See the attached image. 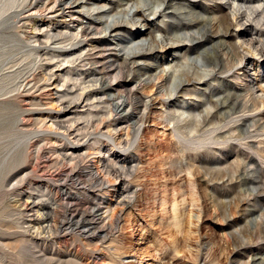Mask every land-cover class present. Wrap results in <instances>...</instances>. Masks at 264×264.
Segmentation results:
<instances>
[{"label":"rangeland","instance_id":"374dc122","mask_svg":"<svg viewBox=\"0 0 264 264\" xmlns=\"http://www.w3.org/2000/svg\"><path fill=\"white\" fill-rule=\"evenodd\" d=\"M47 1L0 0V264H264V0H161L157 17L146 14L158 0L139 6L147 37L160 30L167 42L181 41L177 54L156 50L160 61H191L193 78L212 72L178 95L177 106L192 103L201 113L190 121L159 112L167 97L145 120L130 111L90 115L106 111L91 101L70 105L63 96L73 80L57 74L79 71L66 57L76 40L58 35L69 19L47 10ZM115 55L104 52L105 66ZM139 73L119 78L122 89ZM61 106H69L62 115ZM121 195L133 202L111 219L107 209Z\"/></svg>","mask_w":264,"mask_h":264},{"label":"bare ground","instance_id":"6f19581e","mask_svg":"<svg viewBox=\"0 0 264 264\" xmlns=\"http://www.w3.org/2000/svg\"><path fill=\"white\" fill-rule=\"evenodd\" d=\"M12 1H14V0H12ZM122 1H124V0H122ZM125 1H126L125 5H122V4L120 5L119 2L118 3H110L108 0H48L47 3H45L47 10L49 9L53 13H56V16L58 13L59 17L64 18L63 20H65V21L67 20L66 18L69 19V23H63L62 26L59 27L61 31H59V32L57 31L58 35H60V34L61 35H67V34H70V32H72L71 37H73L76 40V43L74 44L75 50L73 52L66 54V57L72 58V59L71 58L68 59V62H70L71 66L74 69L79 70V71L75 73L74 77L69 75L70 74V72H69V74L68 75L66 74L67 76H64L65 78H63V79H62V77L64 74H57L59 81L63 80V83L73 80V91L75 89H76V91H74V92L72 91V94L65 93V95L63 97L70 96V98L72 99V102L70 103V105L74 104L75 106H77L80 101L81 102L83 101L86 104H89L88 102L91 101V103H90L91 106H93V107L101 106L103 108V110H106V111L105 112L100 111V113L99 112H97V113L88 112V113H90V115H93V116L94 115H96V116L97 115H101V116L105 115L109 119L113 115V113H115V115H118L119 113H127L129 111L134 112L135 113L134 115H137L138 117H142V119H144V120L148 119L147 117H150L149 115L151 113V107L153 106L154 103H156L157 99H160V97L161 98L167 97V99H163L164 102L162 104L166 103L168 105L167 106L168 108L165 111L159 110V112L161 114H167V116H171L173 119H176V120H182L185 118V119H189V121H190L191 118L200 117L201 113L198 111L197 108H195L192 105V103L186 102L182 106H177L176 103L179 102L177 98H178V95L180 93H182L183 90L185 89L186 83H190L191 80H196V81L203 80V79H205V77L212 74V72L210 71V69L209 70L203 69L201 75L199 74V76H197L198 71H197V73H195V75L198 78H196V77L193 78V76H191V77L189 76V73L191 72L189 70H195L196 66H193L191 61L187 60L184 63H176V61H174L175 59H172L171 61H160V58L158 57V53H155L156 50L164 49V48H171L174 51L173 54H175V53L177 54V52L180 51V47L177 49L175 47V45H177L181 41H178V40L172 41V39H169L168 41H170V42H167L166 41L167 35H165V33H163L160 30H156L155 35L149 36V34H148L149 37H147L145 34V31H143V27H145L148 24V19L144 15V13L141 14L138 9H139V6H141V4H143L145 2H151V0H125ZM234 1H236V0H234ZM42 2H44V1H42ZM156 3H157V5L156 6L154 5L156 9L153 10L152 8H147V10H150V12L148 14H146L147 16H151V15L156 16L157 14H160L158 8L161 7L164 4V2L161 0H158V1H156ZM9 4H10V2H9ZM14 6H15V4H14ZM36 6H37L36 2L31 3L32 9H35ZM45 6L43 7L44 9H45ZM233 6H235V5H233ZM38 8L39 7H37V10H38ZM72 8L77 9V11L74 10L77 14L72 11L73 10ZM235 9H236V7L234 8V11H235ZM39 10H41V8H39ZM35 11H36V9H35ZM141 12H143V11H141ZM83 13H84V15L82 16ZM0 14H1V12H0ZM242 14H243V12H242ZM164 18H167V16L162 15V20ZM233 18L237 19L236 11L233 12ZM162 20H160V21L162 22ZM11 25H13V24H11ZM140 25H142L143 27H141ZM134 26H138V27L136 29H132ZM6 27H7V25H6ZM179 27H181V26H179ZM50 30L53 31L52 28H50ZM95 35L96 36L97 35H101V36L104 35V37L100 38V39H96V38H94ZM54 36H55V33H51V32L48 33V38L53 40ZM107 36L111 37L114 40L111 41L110 39L107 38ZM49 40L47 41V43H50ZM250 47L252 48V46H250ZM112 49H114L116 55L111 56V57L109 56V58H110L109 64H108V66H105L108 61H106L107 59H105L107 57L104 58V52L112 50ZM254 49H256V48H254ZM34 50H36V49H34ZM146 52L147 53L152 52L150 57L145 56L147 54ZM246 52H248V51H246ZM182 53H183V51H182ZM59 56H62V58H63V54H60ZM97 56L98 57L101 56L104 60L98 58ZM198 57H200V56H198ZM148 58L150 60H148ZM241 59H242V57H241ZM147 61H150V63L146 66ZM200 62H202V61H200ZM140 63L143 64L141 66V68L138 67V66H140ZM124 67H127L128 70L125 71ZM108 68L112 69V71L111 70L106 71V70H108ZM202 68H203V66H202ZM137 69L140 72L139 76L137 74L139 79L137 80V82L135 80V82H136L135 85H133L130 89H126V91H125L122 88L126 87V83L121 82L119 78L125 77L124 74H127V72H128V73H130L129 78H131L133 75V77L131 78V79H133L134 74H132V73H134ZM51 71H54V69L52 68ZM50 72L48 73V75L46 77L49 80H51L53 78V75L55 73V72H53V73H50ZM136 73H138V72H136ZM44 74L46 75V73H44ZM42 76H44V75H42ZM42 78L43 77H41V79ZM159 79H162V81L159 82L158 81ZM43 80H44V78H43ZM47 82H48V80H47ZM56 85H57V83H56ZM121 90H123V91H121ZM139 90L145 91L146 96L140 95L138 92ZM123 92L126 94L122 95ZM152 92H154L153 93L154 97L149 95ZM188 92H189V90H188ZM197 97H198V99H200L201 103H204L203 101L206 99V96L204 94L201 96L197 95ZM171 98H175V99L170 100ZM263 98H264V95H262L261 99H263ZM77 101H79V102H77ZM206 101H208V100H206ZM2 103L3 102H1L0 104H2ZM205 106H206V104H205ZM209 106H210V104H209ZM218 106H220V105H218ZM68 108H69V106L62 107L61 109H59L58 113L61 115L65 114L62 111H65ZM57 117H60V116H57ZM102 117H100V118H102ZM185 122H187V121H185ZM52 125H54V124H52ZM61 126H63V125H61ZM50 127H48V128H50ZM65 127H67V126H65ZM70 127H67V128L71 129ZM58 128H60V126ZM111 128H110V130H113ZM64 129H66V128H64ZM69 129H68V131H69ZM66 130H64V131H66ZM86 130H88V128ZM138 130H140V128ZM138 130H137V132H138ZM114 131H115V129L112 132H114ZM127 131H128V126H127ZM98 133H101V132H98ZM129 133H127V134L129 135ZM95 134H97V132ZM120 134H122V133H120ZM127 139H126V142H127ZM113 141H114V139H113ZM122 142H121V144H122ZM126 142L124 144H127ZM128 142H130V141H128ZM118 143H120V142L118 141ZM59 155H62V154H59ZM112 155L115 157H118L119 162L128 163L129 159L127 160L126 158L121 157L117 153H113ZM63 158H64V156H63ZM111 163H113V162H111ZM116 164H117V161H116ZM98 168L99 167H97V169ZM102 169H104V168H102ZM129 170H130V168H129ZM108 171H106L107 172L106 176L109 179L112 177H110V175L108 174ZM110 171H113V170L110 169ZM123 172H124V170H123ZM132 172H133V170H132ZM100 173H102V172H100ZM112 173H114V171ZM112 173H111V175H113ZM97 175H98V173H97ZM115 175H114V177H115ZM128 176H130V175H128ZM107 178H105V176H104L103 180L104 179L107 180ZM123 178H124V176H123ZM98 181H97V183H98ZM116 181H119V178H118V180L116 179ZM114 182L115 181H113V183ZM99 183H101V182H99ZM107 183H108V180H107ZM107 183L105 185H107ZM110 183H112V182H110ZM103 186L101 185L100 188H102ZM129 186H131V185H129ZM136 190L133 189V191H132V193H134V195L136 193ZM119 192L120 191H118L117 193H119ZM123 193H124V189H122L121 194H123ZM130 193L131 192H129V194ZM132 195H129L127 197H125L124 195H123L124 196L123 197L121 195L123 198L115 201L116 205L114 208L112 207L113 209H111L110 206L108 205L109 208L107 210H108V212H110L109 216L111 217V219L115 217L114 216L115 214H118L117 211H118L119 207L121 209L122 207L127 206L129 203L131 204L132 198L134 197V196L131 197ZM119 196H120V194H118L117 197H119ZM26 205H28V203ZM125 210H126V208H125ZM39 213H41V212H39ZM42 215H44V214H42ZM53 215L51 218H53ZM117 217H119V216H117ZM114 219H116V218H114ZM111 221H114V220H111ZM49 222H51V221H49ZM110 223L113 224V222H110ZM46 224H47V222H46ZM54 227H56V226H54ZM40 228H41V230H43L42 226ZM45 228H48L47 230H50L51 226L48 225ZM56 230H57V228H56ZM38 231H40V230H38ZM25 232H26V230H25ZM41 234H42V232H41ZM50 234H56V233L50 232ZM33 235H34V233H33ZM52 236L53 235H51V237Z\"/></svg>","mask_w":264,"mask_h":264}]
</instances>
